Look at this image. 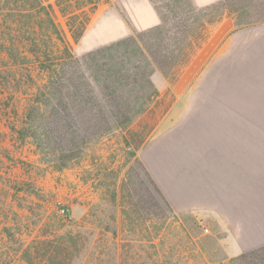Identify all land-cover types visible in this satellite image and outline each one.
<instances>
[{
	"label": "trees",
	"instance_id": "16d2710c",
	"mask_svg": "<svg viewBox=\"0 0 264 264\" xmlns=\"http://www.w3.org/2000/svg\"><path fill=\"white\" fill-rule=\"evenodd\" d=\"M98 3L0 0V125L7 122L11 136L29 139L47 165L63 168L113 130L126 133L124 143L134 158L167 112L157 113L160 95L152 74L157 70L174 81L176 72L204 43L208 28L224 13L232 16L236 27L264 24V0H221L202 8L190 0H177L176 9L166 5L168 15L155 7L161 20L158 26L84 51L81 41L89 23L85 8ZM168 17L174 20L171 27ZM161 35L173 42V50L157 39ZM9 100L22 107L16 122L5 116ZM134 163L147 187L143 192L130 187L132 192L122 195L120 230L131 233L141 222L147 224L145 238H118L115 229H108L103 238L94 237V228L103 225L87 221L70 227L65 208L53 221L61 230L29 238L21 230L28 227L20 219L22 213L12 205H0V213L14 219L1 229L0 264H176L170 252L174 241L165 233L170 220L176 219L174 211L142 163L138 159ZM230 262L264 264V247Z\"/></svg>",
	"mask_w": 264,
	"mask_h": 264
},
{
	"label": "rangeland",
	"instance_id": "374dc122",
	"mask_svg": "<svg viewBox=\"0 0 264 264\" xmlns=\"http://www.w3.org/2000/svg\"><path fill=\"white\" fill-rule=\"evenodd\" d=\"M47 1L54 5L55 0ZM151 2L162 15H168L166 5L177 8V0ZM119 3L120 0H99L96 6H86L88 28L109 10L118 8ZM58 21L64 26L65 20L59 15ZM173 22L171 17L167 18L168 27ZM190 23L189 19L187 24ZM157 39L173 50V42H168L167 36ZM207 39L208 35L204 43ZM150 41L155 44L152 37ZM182 70L176 72L174 81L166 80L156 70L155 88L163 80L168 84L158 92L157 113L172 105L171 88ZM202 93L205 94L202 89L197 90L196 99L203 98ZM19 98L23 101L24 95ZM189 102L193 103L192 99ZM7 103L5 116L18 121L22 107L10 100ZM209 105H204L205 110L212 108L209 112L198 111L197 105L188 111L166 112L134 158L124 143L126 133L113 130L87 145L63 168L45 164L29 139L14 138L8 123H2L0 205H12L22 213L20 219H25L28 227L21 230L29 238L46 236L53 229L61 230L59 222L53 225V221L58 218L59 210L65 208L70 227L97 222L103 226L94 228V237L103 238L108 229H115L118 238L141 240L146 237L147 224L139 222L131 233L120 230L122 195L126 197L132 192L130 187H140V192L147 187L141 169L134 163L138 159L176 216L170 220L169 229H165L167 239L174 241L175 248L170 252L175 255L176 264H241L230 260L264 246V135L249 139L247 144L237 138L232 142L233 138L227 135L226 114L223 116L217 108L218 103ZM259 122L264 124L262 117ZM232 123L234 120L230 119ZM144 218L141 212L140 221ZM13 220L10 215L0 213V236L3 225Z\"/></svg>",
	"mask_w": 264,
	"mask_h": 264
},
{
	"label": "crops",
	"instance_id": "0c3cea01",
	"mask_svg": "<svg viewBox=\"0 0 264 264\" xmlns=\"http://www.w3.org/2000/svg\"><path fill=\"white\" fill-rule=\"evenodd\" d=\"M190 1L194 7L202 8L221 0ZM160 22V15L151 0H120L118 8L100 16L87 29L81 41L82 50L90 51L147 31ZM157 73L152 74L153 84L158 78ZM166 86L165 80L159 82L158 92L161 93ZM171 89L174 101L167 112L188 111L195 105L198 111L209 112L212 108L205 110L204 105L210 106L214 102L218 103L217 108L223 116L226 114L227 135L233 138L232 142L237 138L247 144L249 139L264 135V124L259 122L261 117L264 121V24L236 27L232 16L224 13L221 20L209 29L206 43L181 71ZM199 89L205 94L196 99L195 93ZM189 99L194 104L188 103ZM230 119L234 120L232 125ZM231 127L233 131H230Z\"/></svg>",
	"mask_w": 264,
	"mask_h": 264
}]
</instances>
